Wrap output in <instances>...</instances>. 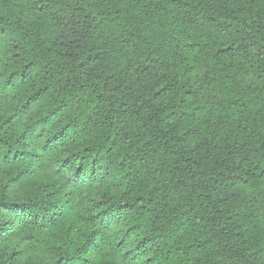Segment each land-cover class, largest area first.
I'll return each mask as SVG.
<instances>
[{
  "label": "trees",
  "instance_id": "16d2710c",
  "mask_svg": "<svg viewBox=\"0 0 264 264\" xmlns=\"http://www.w3.org/2000/svg\"><path fill=\"white\" fill-rule=\"evenodd\" d=\"M0 264H264V0H0Z\"/></svg>",
  "mask_w": 264,
  "mask_h": 264
}]
</instances>
